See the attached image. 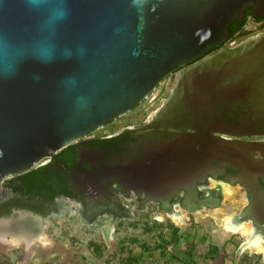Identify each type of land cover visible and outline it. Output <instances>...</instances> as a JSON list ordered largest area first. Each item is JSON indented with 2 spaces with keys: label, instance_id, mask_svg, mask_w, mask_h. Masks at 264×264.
<instances>
[{
  "label": "flooded vegetation",
  "instance_id": "1",
  "mask_svg": "<svg viewBox=\"0 0 264 264\" xmlns=\"http://www.w3.org/2000/svg\"><path fill=\"white\" fill-rule=\"evenodd\" d=\"M243 17L127 112L43 158L44 177L5 175L1 238L36 239L46 219L72 209L105 240L124 219L149 229L181 211L214 209L230 191L240 206L229 225L250 223L249 237L232 231L236 246H264V16ZM255 251L242 264H264Z\"/></svg>",
  "mask_w": 264,
  "mask_h": 264
},
{
  "label": "water",
  "instance_id": "2",
  "mask_svg": "<svg viewBox=\"0 0 264 264\" xmlns=\"http://www.w3.org/2000/svg\"><path fill=\"white\" fill-rule=\"evenodd\" d=\"M249 5L264 16V0H0V199L5 175L127 112Z\"/></svg>",
  "mask_w": 264,
  "mask_h": 264
},
{
  "label": "rangeland",
  "instance_id": "3",
  "mask_svg": "<svg viewBox=\"0 0 264 264\" xmlns=\"http://www.w3.org/2000/svg\"><path fill=\"white\" fill-rule=\"evenodd\" d=\"M247 26L254 27L252 22H249ZM239 206L240 201L234 199L232 195L225 191L223 194V201L218 207L194 213L181 211V216L170 219L173 223H176L175 225H177V227H175L179 230L174 228L172 231L167 227V224L170 223L168 218L160 221L158 224H152V226L160 227V230L155 234L157 237L163 239L173 238L174 236H178L179 233L182 234L181 237L198 238L197 249L195 248L193 251L196 255L203 252L215 253L212 247H208L210 243L211 246L215 245L219 248L215 255L224 253L225 255L235 256L237 257L235 264H237L240 259L239 256L242 254L249 255V253L252 254L251 251H254L248 244H246L247 247L238 248L236 243L240 242L241 237L238 236V232H234V234L225 226V220H227L229 215L236 211ZM71 208L75 210V203ZM73 212L72 209H68V211L64 212L60 217H53L50 220L46 219L44 221L41 231L38 232L40 236L38 241H40L43 246L39 245L34 250L35 255L32 259V264L39 263V260L43 258L44 260L48 258L46 261H49L48 264H50L53 259H62V252L63 257L66 255L65 258H72L71 260L80 257V255H83L87 261L92 260L94 257V259H97L100 255L103 258L109 255L116 256V253L131 251L128 247L134 244V242L150 239V236L146 235L148 233V228L142 226V223L147 220L142 218L138 220V223L135 221L127 224V220H122V225H119L115 231L110 230L108 232V237L104 240L99 230L94 229L90 231L88 227H85L84 222L80 218L72 216L73 214L71 215ZM152 226H150V228ZM142 227H144V229ZM0 241H4L0 242V264H23L22 261H20V257L25 255L22 247H19V245H22V243L23 245L29 243L31 240L24 238L19 239L9 234L8 237L4 238L0 236ZM106 241L110 246L105 244ZM118 243H121L123 246L121 248L116 247ZM91 244H96L98 250H94L93 252ZM245 248H247V251H242ZM176 253L179 254L180 252L176 251ZM254 253L264 262V252L255 251ZM60 261L59 263H61ZM79 261L83 263L82 259Z\"/></svg>",
  "mask_w": 264,
  "mask_h": 264
},
{
  "label": "crops",
  "instance_id": "4",
  "mask_svg": "<svg viewBox=\"0 0 264 264\" xmlns=\"http://www.w3.org/2000/svg\"><path fill=\"white\" fill-rule=\"evenodd\" d=\"M158 230H160V227L157 226L147 229L148 233L146 235L150 236V239L134 242V244L129 245L128 247L131 251L126 253H116V256L109 255L106 256V258H103L100 255L97 259H94V257L92 260L87 261L83 255H80V257H76L73 260H71L72 258L69 259V257L65 258L66 255L63 257L62 252V259H53L54 261L51 260L50 264H235L237 261V257L225 255L224 253L215 255L216 252H203L196 255L193 251L198 246V238H185L184 236L181 237L182 234H178V236H174L173 238L163 239L156 236L155 233ZM38 238H40V236L31 240L29 243L24 245L22 243V245H19V247H22L25 255L20 257V261H22L23 264H32V259L35 255L34 250L39 245L43 246V244L38 241ZM105 244L110 246V244H107V241ZM94 246L95 245H91L93 252L94 250H98V246L95 248ZM213 246H211L210 243L208 244V247ZM121 247L122 246L120 245L119 248ZM176 251L180 253L177 254ZM239 258L237 264H242V259L240 256ZM81 259L83 260V263H80L79 260ZM46 260H48V258L45 260L43 258L39 260V263L35 264H48L49 261ZM59 261L61 263H59Z\"/></svg>",
  "mask_w": 264,
  "mask_h": 264
},
{
  "label": "trees",
  "instance_id": "5",
  "mask_svg": "<svg viewBox=\"0 0 264 264\" xmlns=\"http://www.w3.org/2000/svg\"><path fill=\"white\" fill-rule=\"evenodd\" d=\"M249 16H252V6H250V5L245 8V13H244L243 20H245V18L246 17H249ZM236 20L237 19H234V20H232L230 22V24L228 26V29L229 30L234 31V30L237 29L238 24H236ZM48 166H49V164L38 165V166H35V167H32V168L27 169L25 172L27 174L33 176V177H35V176H38L39 177V176H42V174L44 173V171H46L48 169ZM43 177H44V174H43ZM48 178H49V176H48ZM44 180L41 181V183H42L43 186H45ZM45 183H47V182H45ZM175 229H176V227H175ZM89 243H92V242H89ZM91 245H95L94 248L96 247V244H91ZM212 249H213V251L216 252V246H213ZM248 259L249 258H247L246 260H244V263L245 264H249L250 263Z\"/></svg>",
  "mask_w": 264,
  "mask_h": 264
},
{
  "label": "bare ground",
  "instance_id": "6",
  "mask_svg": "<svg viewBox=\"0 0 264 264\" xmlns=\"http://www.w3.org/2000/svg\"><path fill=\"white\" fill-rule=\"evenodd\" d=\"M229 194H230V191H229ZM228 220H229V218L227 220H225L226 228H228L231 231H239L241 233V235L243 234L245 237H249V233H250V223L249 222H245L242 225H240L234 229L232 226L229 225ZM253 241H255L256 245H259L260 247H264L263 245H261V241H259V240H253ZM253 241H249L248 246L251 249L256 250V247L253 246Z\"/></svg>",
  "mask_w": 264,
  "mask_h": 264
},
{
  "label": "clouds",
  "instance_id": "7",
  "mask_svg": "<svg viewBox=\"0 0 264 264\" xmlns=\"http://www.w3.org/2000/svg\"><path fill=\"white\" fill-rule=\"evenodd\" d=\"M4 242V241H0ZM253 246L256 247L257 252H264V247H260L259 245H256L255 241H253ZM242 251H247V248L243 249Z\"/></svg>",
  "mask_w": 264,
  "mask_h": 264
}]
</instances>
